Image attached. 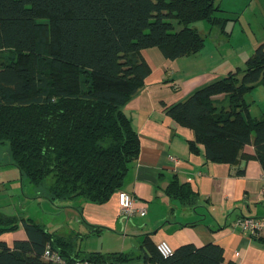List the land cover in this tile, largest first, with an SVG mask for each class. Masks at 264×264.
I'll use <instances>...</instances> for the list:
<instances>
[{
	"label": "trees",
	"instance_id": "16d2710c",
	"mask_svg": "<svg viewBox=\"0 0 264 264\" xmlns=\"http://www.w3.org/2000/svg\"><path fill=\"white\" fill-rule=\"evenodd\" d=\"M221 11L216 0H0V144H8L10 164L54 203L109 201L140 154L124 108L151 74L143 51L157 48L172 61L199 53L206 38L189 25L224 28ZM257 84L264 86V43L244 69L166 110L194 131L190 145L202 147L207 160L238 167L256 159L264 171V113L252 117L246 101ZM248 145L254 155L244 152ZM166 193L184 203L196 198L177 181ZM20 222L28 239L13 248L0 241V264H52L42 258L48 245L75 259L67 238L32 219L0 212V237ZM142 252L143 264H234L214 243L185 244L168 258L156 246ZM91 256L129 261L124 253Z\"/></svg>",
	"mask_w": 264,
	"mask_h": 264
},
{
	"label": "crops",
	"instance_id": "0c3cea01",
	"mask_svg": "<svg viewBox=\"0 0 264 264\" xmlns=\"http://www.w3.org/2000/svg\"><path fill=\"white\" fill-rule=\"evenodd\" d=\"M216 1L222 10L218 15L227 21L224 28L210 25L209 34L217 28L221 37L209 38L210 41L206 37L199 53L173 61L166 59L157 48L142 53L151 74L144 88L124 108L139 134L140 154L130 165L121 191L134 196L135 207H145L146 214L132 218L121 216L118 192L103 204L82 200L70 205L57 203L75 212L77 223L71 229L48 216L54 213L47 206L43 217L32 219L53 237L67 238L71 244L65 249L72 258L88 260L94 253L103 258L124 253L129 258L127 264H143L142 251H150L165 240L173 249L185 244L201 247L214 243L223 248L226 262L264 264V233L250 235L236 225L244 217L264 218L261 164L249 159L236 167L207 160L202 147L190 145L194 131L166 110L186 101L203 86L236 71L243 59H249L260 45L252 38L248 44L250 37H237L241 42L234 46V37H230L229 27L236 18L239 21L235 25L242 24L237 14L249 0H235L237 7L231 11L225 9L224 0ZM254 7L264 18V0H256ZM248 19L251 24L252 15ZM242 32L247 35L245 30ZM233 54H239L242 60L225 57ZM244 152L251 156L255 149L248 145ZM238 168L243 169L242 175L236 174ZM174 181L186 184L194 192V203H184L167 195L166 190ZM27 239L21 222L18 230L0 237L10 248L16 241Z\"/></svg>",
	"mask_w": 264,
	"mask_h": 264
},
{
	"label": "rangeland",
	"instance_id": "374dc122",
	"mask_svg": "<svg viewBox=\"0 0 264 264\" xmlns=\"http://www.w3.org/2000/svg\"><path fill=\"white\" fill-rule=\"evenodd\" d=\"M234 2L235 0H224L225 9L231 11L234 7H237ZM255 2L256 0H249L242 10L239 9L237 15L241 16L242 24L235 25L239 21V18H236L229 27V32L232 30L230 37H234V46H238L239 42H241L237 37H250L248 44L252 43L251 38L253 41L259 42L260 45L264 43V18L260 14L261 11L254 7ZM250 15L253 18L251 24H249L250 20L248 19ZM39 22L45 23L43 20ZM189 26L190 28H195L203 37H207L208 41L212 37H221L217 28H214L212 33L209 34L208 28H210V24L207 21H197L191 23ZM242 29L247 32V35L242 32ZM230 56H235L230 60H234L237 57L239 58L238 61H240L242 58L239 54L227 55L225 57ZM246 59H243V64L238 65L239 67L237 68L244 69ZM246 100L250 114L254 117H259L264 111V86H257L251 94L248 93ZM8 153V144H0V212L6 216L38 220L41 216H44L43 212L46 210L45 206H47L54 213L52 215L48 214L54 221H59L66 229L74 228V225L77 223V217L74 215L75 212L71 208L59 206V204L65 203H59L58 207L57 203L53 204L49 199L47 200L44 197L45 190L43 188H38L31 184L26 177L21 176V173L14 165L10 164L12 159L8 160Z\"/></svg>",
	"mask_w": 264,
	"mask_h": 264
},
{
	"label": "built area",
	"instance_id": "2783aa9c",
	"mask_svg": "<svg viewBox=\"0 0 264 264\" xmlns=\"http://www.w3.org/2000/svg\"><path fill=\"white\" fill-rule=\"evenodd\" d=\"M118 199H119L121 216L132 218L136 214H140V215L146 214L145 207H141V208L135 207L136 199L134 196L121 191L119 192ZM236 225L241 229L242 232L248 233L250 235H260L264 233V218L244 217L238 219ZM156 248L157 251L164 258H168L174 254V249L165 240L157 243ZM42 258L44 261L52 264H113L110 262L96 263L88 260L67 259L59 251L53 250L49 245L46 247Z\"/></svg>",
	"mask_w": 264,
	"mask_h": 264
}]
</instances>
